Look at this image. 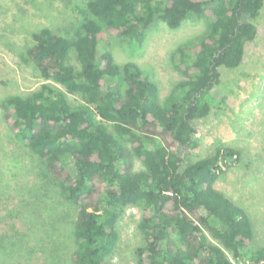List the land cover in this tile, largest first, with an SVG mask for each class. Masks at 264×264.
Segmentation results:
<instances>
[{
  "label": "trees",
  "instance_id": "1",
  "mask_svg": "<svg viewBox=\"0 0 264 264\" xmlns=\"http://www.w3.org/2000/svg\"><path fill=\"white\" fill-rule=\"evenodd\" d=\"M263 7L264 0H81L70 33L49 25L29 30L22 58L44 82L1 97L2 118L75 209L71 248L55 237L59 221L48 225L40 213L30 219L34 246L49 252L39 264H112L130 204L143 207L135 264H264V245L249 249L250 215L215 187L240 151L218 145L190 158L196 120L218 99L221 68L242 64ZM189 19H206V28L196 43L176 48L183 78L164 97L135 61L118 63L106 39L141 45L154 26L175 29ZM71 50L77 66L68 63ZM19 236H0V255L17 247Z\"/></svg>",
  "mask_w": 264,
  "mask_h": 264
},
{
  "label": "rangeland",
  "instance_id": "2",
  "mask_svg": "<svg viewBox=\"0 0 264 264\" xmlns=\"http://www.w3.org/2000/svg\"><path fill=\"white\" fill-rule=\"evenodd\" d=\"M80 2L0 0V98L27 93L44 82L35 66L22 58L32 42L29 30L49 25L57 33H70L76 25ZM206 23V19H189L175 29L160 23L147 33L141 45L112 35L106 39L116 61H135L157 83L160 96L164 97L183 78L175 68L176 48L196 43ZM68 63L78 65L73 50ZM221 73V81L214 89L217 101L206 117L196 120L198 146L191 150L190 158L204 157L218 145L240 151L239 159L224 167L215 187L250 215L254 227L251 250L264 245V7L257 18V36L246 45L242 64L234 69L221 68ZM68 96L71 102L80 100L77 95ZM134 164L135 169L143 167L138 158ZM5 206L12 211L4 210ZM142 208L139 204L124 207L118 223L120 238L110 256L112 264L136 263L135 250L142 244L138 228ZM37 213L48 225L59 221L55 237L71 248L69 221L75 209L67 206L41 175L27 148L18 143L3 121L0 109V236L20 232L19 244L2 251L0 264L44 261L49 252L43 254L42 249H36L32 230L27 229H33L30 219ZM61 250L55 249L56 261L62 260Z\"/></svg>",
  "mask_w": 264,
  "mask_h": 264
}]
</instances>
